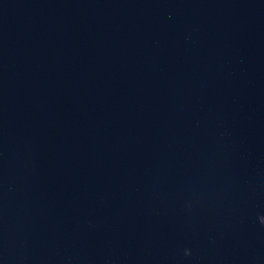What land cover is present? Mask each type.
<instances>
[{
	"label": "water",
	"instance_id": "obj_1",
	"mask_svg": "<svg viewBox=\"0 0 264 264\" xmlns=\"http://www.w3.org/2000/svg\"><path fill=\"white\" fill-rule=\"evenodd\" d=\"M0 264H264V0H0Z\"/></svg>",
	"mask_w": 264,
	"mask_h": 264
}]
</instances>
